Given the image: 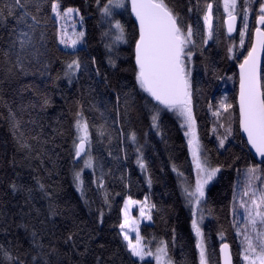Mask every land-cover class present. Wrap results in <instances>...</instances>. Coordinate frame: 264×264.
<instances>
[{
    "label": "snow or ice",
    "instance_id": "1",
    "mask_svg": "<svg viewBox=\"0 0 264 264\" xmlns=\"http://www.w3.org/2000/svg\"><path fill=\"white\" fill-rule=\"evenodd\" d=\"M223 8V24L228 38L237 31L239 26V44L241 49L246 47V52L237 51L235 42L227 48V58L236 60L239 68V87L235 97V105H238V125L240 147L244 153L245 166L241 172L237 168V180L232 185V202L230 213L233 216L232 227L235 229L236 238L239 240L240 252L243 264H264V0H188V23L184 22L181 11L172 5L169 0H95L96 10L99 13L97 25L102 29L101 42L104 43L107 64L116 69L118 67L113 52L119 49L121 44L127 45V58L134 75V85L130 92H124L125 106L128 105L127 97L132 94H145L142 99L144 106L151 113V127L156 129L157 135H163L161 131V113H173L180 121V127L184 130L187 139L188 151L191 155L193 170L195 171V184L193 185L184 172L173 164L172 170L177 175L181 195L185 201V207L191 211V228L195 235V249L197 264H234L230 244L226 242V234L218 231L220 238L219 259L213 260L215 250L210 253L206 244V237L202 224L205 218L203 204L206 202V187L212 182L218 173L225 167L224 164L212 166L209 158L204 155L201 141L197 132V117L195 115V96L200 92L198 85L199 71L194 63L195 50L203 49L198 42L207 45L209 40L215 38L217 33L216 21L220 19L219 6ZM196 14L198 19L193 22L191 17ZM255 15V26L251 28L250 46L246 37L250 29L251 16ZM127 16L128 19H124ZM79 17L80 30H73L69 34L65 23ZM119 17V18H118ZM202 19V25L200 20ZM14 21L9 29L10 41L7 47L0 48V73L3 79L0 83L10 86L13 82L19 83L18 89H13L17 94L31 93V99L26 104L21 103L14 109L13 102L5 101L7 115L4 117L9 124L13 138L17 144V150L25 153L27 159L32 158L33 146L28 143V137L22 131L23 114L29 109L45 110L52 104V90L60 88V81H67L69 86L78 85L81 74L91 77L103 75L105 85L108 84L106 72L102 73V65L96 56L86 53L81 55L86 45L87 31L84 27V16L77 7H64L60 0H0V25L8 27L9 21ZM52 24V41L55 43L53 50L48 35V25ZM128 25L131 27L129 28ZM60 46H63L62 48ZM71 51H68V50ZM242 57V59H241ZM60 67L55 75H52V66ZM204 73H208V65L204 67ZM39 74L47 77L42 85L29 82H21L22 77ZM223 79V77H218ZM230 76L228 79L233 80ZM126 87V86H125ZM137 89L139 90L137 92ZM62 94V93H61ZM121 92L117 91L116 118L113 124L120 122ZM74 120L72 127V166L73 184L80 193L81 199L88 204L86 195L85 169L92 170V183L97 189H103L105 178L103 165L99 164L102 157L93 155V139L90 133L92 127L96 128V136L103 143L106 135L104 125H91L84 115L83 104L75 100ZM234 103L229 101L228 94L221 96L217 104L209 102V111L215 117L212 131L216 134V140L220 149L230 151L226 146L229 138L238 135L233 128L236 121ZM71 110V109H70ZM227 117V122L223 117ZM35 123V121H30ZM122 127V125H121ZM223 130L221 133L220 130ZM120 137L124 134L121 132ZM246 137V141L244 140ZM108 142L113 137L108 134ZM32 140H38V136H32ZM132 144L137 143L135 132L128 135ZM123 142V139H121ZM125 151L126 149H121ZM136 164L142 172H147L148 165L140 147H136ZM43 152L41 147L37 152V158ZM254 154V155H253ZM108 155L112 156L109 150ZM251 157V159H249ZM259 157L256 162L255 158ZM115 158V157H113ZM240 156L235 157L239 162ZM83 166L77 168L80 161ZM229 164L227 167H234ZM100 175H96L97 168ZM35 171V169H33ZM242 175V180L240 179ZM35 185L42 198L48 200L47 217H55L59 213L58 206L54 202L53 193L49 192L40 176H33ZM149 188L152 179L147 177ZM241 184L243 185L241 187ZM9 187L15 193L23 189L28 194V200L33 199V188L18 185L13 181ZM119 195V194H117ZM243 210L242 222L237 209ZM104 205L111 209L107 194L104 196ZM133 205L139 206L141 219L152 220L153 209L156 205L151 202L149 194H145L143 200L125 196L123 207L120 209L121 219L118 225V236L122 238L116 249L108 257L103 254L96 255L88 244L77 243L76 232L68 231L62 240L55 233L51 238L42 231L33 230L29 246L23 252L17 247L15 251L9 246L0 244V264H151L152 258L155 264H174L169 257V247L165 240L161 239L152 248V241L147 244L141 235L140 219L131 215ZM37 214L40 209H36ZM211 209H209V214ZM103 209L100 210L101 223L103 222ZM46 221L41 220L44 224ZM135 233V238L130 233ZM10 243V242H9ZM106 245L100 244V249ZM92 260H89V257Z\"/></svg>",
    "mask_w": 264,
    "mask_h": 264
},
{
    "label": "trees",
    "instance_id": "2",
    "mask_svg": "<svg viewBox=\"0 0 264 264\" xmlns=\"http://www.w3.org/2000/svg\"><path fill=\"white\" fill-rule=\"evenodd\" d=\"M60 2L64 7L72 6L81 10L87 31L86 45L81 46L83 48L81 55L90 53L97 57L102 65V73L106 72L108 76V84L105 85L103 75L96 77L93 72V75L89 77L81 74L78 85L69 86L62 80L58 82L59 89H50L52 104L47 109H29L23 114L17 112L18 116H23L22 131L25 132L28 143L34 149L32 158L27 159L24 152L17 150L9 124L4 118L7 115L4 102H13L12 107L15 109L21 103L26 104L32 98L31 93L25 92L21 95L14 92L13 89L19 88V83L16 82L10 86L0 83V244L11 247L13 251L19 247L23 252L29 246L30 234L33 230L42 231L49 238L52 233H55L61 240L68 231H73L77 233L76 240L81 245V249L84 244H88L96 255L103 254L104 257H108L122 239L118 236L119 229L115 225H118L121 219L120 209L125 196L130 195L133 199L142 200L147 193L151 202L157 207L153 209V219L149 223L140 224L144 242L147 244L155 237L151 245L154 249L156 243L163 239L168 244L169 257L174 264H197L195 235L191 228V211L185 207L177 176L172 170V165L175 164L194 185L195 171L180 121L173 113L166 111L161 113L160 123L163 135H157V130L151 127V113L144 106L142 97L145 94H132L127 97L126 107L123 93L130 92L135 83L127 58V45L122 44L116 52H113V58L116 59L118 67L111 68L107 64L106 50L100 39L102 29L97 25L99 13L96 10L95 0H60ZM169 2L182 12L184 22L188 23V0H169ZM195 2L196 0H192L193 4ZM201 2L203 4V0ZM124 19L128 17L125 16ZM197 19V15L193 14L191 20L195 22ZM254 21L253 14L246 37L248 46ZM13 23L14 21L10 20L7 28L0 25V48L7 47L11 39L9 29ZM200 23L202 25V19ZM216 24V36L209 40L207 45L202 44L197 37L203 49V55L200 49H197L194 56V63L199 71L197 86L200 88V92L195 96L197 132L204 155L209 158L212 166L218 163L225 165L206 189V202L203 208L207 217L202 228L209 252L215 250L214 261L219 259L220 238L217 233L223 230L226 234V242L232 249L234 264H242L239 240L232 227L233 217L230 206L233 196L232 185L238 178L236 169L240 168L241 172L243 171L244 153L247 149L242 151L240 147L241 135L234 103L237 93L235 69L237 61L227 58V48L234 42L237 51H240L239 34L237 31L232 39L228 38L223 26V16H220ZM128 27L131 26L128 25ZM48 35L51 41L50 47L54 50L51 23L48 25ZM243 51L246 52V47ZM205 65H208L207 75L204 73ZM59 67L58 63L52 66V75H55ZM230 76L235 78L230 80L228 79ZM2 79L3 76L0 73V80ZM46 79L47 77L35 74L22 77L21 82L27 84L31 81L42 85ZM117 91L121 92L120 122L113 124L116 118L114 105ZM225 93L228 94L229 101L234 103L236 121L233 128L238 134L235 139L230 137L229 142H226L230 151L219 148L216 134L212 131L216 118L209 111V102L217 104L219 98ZM75 100L82 102L84 115L91 125H104L106 129L103 143L98 142L101 138L96 136V128L90 129L94 147L93 155L102 157L98 162L103 165L105 186L103 189H97L92 183V171L85 170L88 204H85L80 193L76 191L72 178L71 146L75 134L72 127L76 109L73 103ZM223 119L227 122L226 116ZM121 132L124 134L123 138L119 135ZM132 132H135L137 138L135 145L128 139V135ZM220 132L222 133L223 130L221 129ZM108 134L113 137L110 144ZM32 136H38V140H32ZM41 147L43 152L37 158V152ZM136 147L141 148L143 158L148 165L147 172H142L136 164ZM122 148L126 149L127 156L125 151L121 150ZM109 150L112 156L108 155ZM236 156L241 157L239 162L235 161ZM229 164L235 166L229 168L227 167ZM79 167H81V161L77 165V168ZM96 175H100L99 167ZM145 175L151 176V188L146 183ZM33 176H40L42 182L49 186L47 190L53 193L54 202L60 213L57 216L47 217L48 200L42 198V193L38 191L32 179ZM242 178L241 175L240 179ZM13 181L18 185L33 188L31 202H26L28 194L23 189L12 192L9 185ZM105 194L111 203V209L104 205ZM36 209H40L39 214ZM101 209L104 212L102 223ZM209 209H211L210 214ZM41 220L46 222L41 224ZM100 244L106 245L105 249H100ZM89 260H92L91 256ZM147 260H151V264H154L152 259ZM116 264H119V260Z\"/></svg>",
    "mask_w": 264,
    "mask_h": 264
},
{
    "label": "rangeland",
    "instance_id": "3",
    "mask_svg": "<svg viewBox=\"0 0 264 264\" xmlns=\"http://www.w3.org/2000/svg\"><path fill=\"white\" fill-rule=\"evenodd\" d=\"M219 16H223V8H222V5L221 6H219ZM62 23H65V27L67 28V30H68V32H69V34H71V32H72V30H73V24H75V30L76 31H79V26H80V23H79V17H75V19L74 20H72V19H70V20H68L67 22H62ZM239 26H240V23H239ZM238 34H239V31H238ZM238 43V42H237ZM122 45V44H121ZM61 48L63 47V46H60ZM70 50V49H69ZM239 50L240 51H243V49H241V47H240V44H239ZM67 82V81H66ZM183 133H184V130H183ZM83 166V161L81 160V167ZM85 170H89V171H92L91 169H85ZM141 170V169H140ZM175 173V172H174ZM176 174V173H175ZM177 176V175H176ZM145 180L147 181V176L145 175ZM147 183V182H146ZM211 183V182H210ZM209 183V184H210ZM195 184V183H194ZM148 185V184H147ZM243 185L241 184V187H242ZM208 187V186H207ZM207 187H206V189H207ZM183 197V196H182ZM144 199V198H143ZM142 199V200H143ZM184 199V198H183ZM124 203V202H123ZM122 207H123V205H122ZM237 209H238V212H239V215H240V222H242V215H243V210L242 209H239V205H238V203H237ZM130 212H131V215L133 216V217H135V218H137V219H140V224L141 223H149L151 220H146V219H141L140 218V216H139V206H137V205H133L132 207H131V209H130ZM206 214H205V218H204V221H203V224H202V226L204 225V223H205V220H206ZM233 217V216H232ZM130 236L134 239L135 238V233L134 232H131L130 233ZM146 259H152V258H146ZM153 260V262H154V264H155V261H154V259H152ZM240 260H241V262H242V264H243V261H242V258L240 257Z\"/></svg>",
    "mask_w": 264,
    "mask_h": 264
},
{
    "label": "water",
    "instance_id": "4",
    "mask_svg": "<svg viewBox=\"0 0 264 264\" xmlns=\"http://www.w3.org/2000/svg\"><path fill=\"white\" fill-rule=\"evenodd\" d=\"M223 26H224V24H223ZM254 26H255V21H254ZM238 28H239V20H238V23H237V31H238ZM224 29H225V32H226L225 26H224ZM237 31L234 32V33H232L231 34V37H233L234 35H236ZM227 35L229 36V34H227ZM263 57L264 56H262V63H263ZM235 69H236V75H237V85H236V88H237V92H238V87H239V68L237 67V65H236V68ZM236 111H237V122H238V105H236ZM238 130H239V125H238ZM240 135H242V134H240ZM244 140L246 141V137H244ZM255 160H256V162H258L259 161V157H256ZM231 251H232V249H231ZM218 258H219V246H218Z\"/></svg>",
    "mask_w": 264,
    "mask_h": 264
},
{
    "label": "flooded vegetation",
    "instance_id": "5",
    "mask_svg": "<svg viewBox=\"0 0 264 264\" xmlns=\"http://www.w3.org/2000/svg\"><path fill=\"white\" fill-rule=\"evenodd\" d=\"M239 23H240V21H239Z\"/></svg>",
    "mask_w": 264,
    "mask_h": 264
}]
</instances>
